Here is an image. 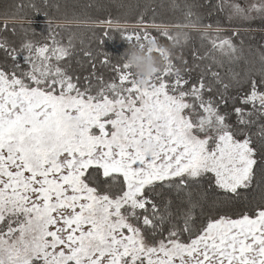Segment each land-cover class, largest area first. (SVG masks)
I'll return each instance as SVG.
<instances>
[{
	"label": "snow or ice",
	"instance_id": "6c2138e0",
	"mask_svg": "<svg viewBox=\"0 0 264 264\" xmlns=\"http://www.w3.org/2000/svg\"><path fill=\"white\" fill-rule=\"evenodd\" d=\"M186 7L187 23L176 27H212ZM214 8L229 21H264V0H217ZM99 23L128 45L143 46L149 27L175 47L188 40L156 24L130 32ZM56 35L18 47L0 36V264H264V197L197 227L201 205L190 190L207 180L238 196L257 165L264 173V53L258 73L229 68L225 82L213 70L225 60L214 53L232 64L242 49L219 30L204 31L209 52L192 54L210 63L195 82L191 68L177 72V57L140 86L123 54L111 64L102 53L112 77L97 75L93 62L81 84L69 71L71 38L64 45ZM165 190L183 192L185 207L173 211L165 198L162 209L156 200Z\"/></svg>",
	"mask_w": 264,
	"mask_h": 264
},
{
	"label": "trees",
	"instance_id": "16d2710c",
	"mask_svg": "<svg viewBox=\"0 0 264 264\" xmlns=\"http://www.w3.org/2000/svg\"><path fill=\"white\" fill-rule=\"evenodd\" d=\"M238 2L243 4L244 0H238ZM216 3L217 0H0V27L5 23L8 25V29L0 32V36L6 37L9 43L17 47L24 39L44 43L50 34H57L56 39L64 45H68L71 38L74 55L71 58L69 71L74 76L80 77V82L83 84L84 77L93 72V62L96 74L102 75L106 81L109 80L112 72L110 66L100 63L103 59L101 54L107 53L111 64L122 63L119 56L128 46L121 32L110 31V26L102 25L100 21L111 19L112 29H116L119 25L120 28H126L130 32H141L145 25L156 24L167 27L181 40H183L184 33L188 34L187 43L175 47L177 57L182 58L176 59L175 63L181 67L182 72L186 67L191 68L190 75L192 81L195 82L199 73L210 61L194 60L193 49L199 56L209 52L211 45L207 39L201 37V33L208 31L215 35L219 30L222 36L231 37L238 49H242V53L237 52L238 56L242 55V59L229 64L225 57L214 53L218 58L224 59L225 64L223 69L213 67V70H219L225 82H228L229 68L241 74L245 70L258 73L262 67L260 56L264 53V21L260 19L251 22L229 21L226 11L221 12L214 8ZM189 5L192 6L191 10L194 13L203 16V25H212V27L209 29L176 27V25L187 23L185 12L187 11L186 6ZM141 17H143V24L138 23ZM13 28H15V34H13ZM148 31L157 36L162 43L170 44L160 36L156 28L149 27ZM234 33L237 34L234 35ZM84 51L92 53L91 59L83 56ZM3 58V53H0V59ZM78 60L80 63H77ZM184 60L187 64L183 63ZM229 91L235 94V89ZM230 109L229 104L227 109L222 107L221 111H230ZM230 120L234 121L235 116L233 115ZM262 176L264 173L261 172V166L257 165L251 188L241 190L238 196L226 194L214 186H209L207 180L199 185L192 184L190 187L192 199L201 205L195 210L197 227L208 215L236 216L259 202L264 197ZM101 180H103L102 177ZM204 193H206V198H202ZM165 198L171 199L173 211L185 207L180 203V200L184 198L183 192L177 196L174 192L165 190L163 195L156 200L162 209ZM184 239L186 240L187 236Z\"/></svg>",
	"mask_w": 264,
	"mask_h": 264
},
{
	"label": "clouds",
	"instance_id": "9594fccd",
	"mask_svg": "<svg viewBox=\"0 0 264 264\" xmlns=\"http://www.w3.org/2000/svg\"><path fill=\"white\" fill-rule=\"evenodd\" d=\"M122 54L124 61L132 67L137 75V83L140 86H144L150 76L164 67L166 58L169 60L177 58L173 44H164L157 36L152 34L143 46L136 43L129 44ZM176 70L178 73L182 72L181 67L178 65H176ZM183 264H193V261L190 258H184Z\"/></svg>",
	"mask_w": 264,
	"mask_h": 264
}]
</instances>
